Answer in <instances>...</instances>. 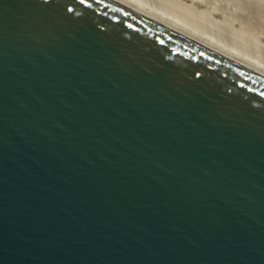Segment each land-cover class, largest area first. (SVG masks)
I'll return each instance as SVG.
<instances>
[{
  "label": "water",
  "instance_id": "95a60500",
  "mask_svg": "<svg viewBox=\"0 0 264 264\" xmlns=\"http://www.w3.org/2000/svg\"><path fill=\"white\" fill-rule=\"evenodd\" d=\"M0 264H264V74L126 0H0Z\"/></svg>",
  "mask_w": 264,
  "mask_h": 264
},
{
  "label": "rangeland",
  "instance_id": "374dc122",
  "mask_svg": "<svg viewBox=\"0 0 264 264\" xmlns=\"http://www.w3.org/2000/svg\"><path fill=\"white\" fill-rule=\"evenodd\" d=\"M141 1L264 62V0Z\"/></svg>",
  "mask_w": 264,
  "mask_h": 264
},
{
  "label": "bare ground",
  "instance_id": "6f19581e",
  "mask_svg": "<svg viewBox=\"0 0 264 264\" xmlns=\"http://www.w3.org/2000/svg\"><path fill=\"white\" fill-rule=\"evenodd\" d=\"M126 1L135 5L136 7L140 8V9H142L143 11L149 13L150 15H152V16H154V17H156V18L180 29L184 33L188 34L189 36L196 38L200 41H203V42L217 48L218 50L226 53L227 55H229V56H231V57H233V58H235V59H237V60L255 68V69H257L258 71H260L264 74V62L258 60L256 58V56L253 57V56L249 55V53L242 52L240 49H237V48H233V46H231V44L230 45L227 44L228 42L226 43L223 40H220L219 38H216L210 34H207L205 32L203 33L200 30H196V29L192 28L190 25H188L189 23L186 24L184 22V19H180L176 16L168 14L165 11L163 12L162 10H159L153 4H150V3H147V2H144L141 0H126ZM229 6H230V4H229ZM237 11H238V9H237ZM249 41H250V39H249Z\"/></svg>",
  "mask_w": 264,
  "mask_h": 264
}]
</instances>
